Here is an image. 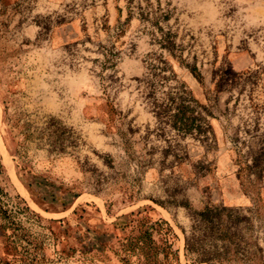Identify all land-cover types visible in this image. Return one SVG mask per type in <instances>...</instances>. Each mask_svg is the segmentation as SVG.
<instances>
[{"label":"rangeland","instance_id":"rangeland-1","mask_svg":"<svg viewBox=\"0 0 264 264\" xmlns=\"http://www.w3.org/2000/svg\"><path fill=\"white\" fill-rule=\"evenodd\" d=\"M153 65L176 76L155 80L157 95L182 84L205 107L208 149L158 124ZM49 120L61 130L48 136ZM54 138L63 149L49 152ZM252 142H264V0H0V187L40 216L19 214L27 261L0 237L3 261L137 264L126 238L163 218L179 250L165 264H197L182 230L205 205L257 208L264 246V175L250 188L235 161ZM168 145L187 154L171 170Z\"/></svg>","mask_w":264,"mask_h":264},{"label":"trees","instance_id":"trees-1","mask_svg":"<svg viewBox=\"0 0 264 264\" xmlns=\"http://www.w3.org/2000/svg\"><path fill=\"white\" fill-rule=\"evenodd\" d=\"M189 68L198 77L196 68L193 66ZM149 70L148 75L151 77L144 81L147 91L145 98L149 101L158 124L162 128L166 126L175 130L179 136H191L208 149L212 145V127L205 107L191 96L182 84L169 86L157 95L158 87L155 80H159L162 86L170 79L176 81V76L166 65L162 67L153 65ZM166 71L170 74H164ZM3 123L6 134L14 145L13 152L17 153L16 142L19 141L21 131L17 129L16 124L10 122L6 114L3 117ZM45 130L49 136L60 131L61 126L56 121L49 120ZM54 139V142L50 144L49 152L63 149L57 146L59 138ZM169 152H172L173 159L167 163L161 162L162 169L166 167L171 170L187 158L186 151L180 155L174 152L171 145L164 150V156ZM235 154L238 177L244 176L249 187H254L250 176H256L258 181L264 175V142H252L245 152L242 146H236ZM0 174H4L1 161ZM250 193L254 192L250 190ZM257 210L255 207L249 208L248 213L244 214L238 208L225 205H205L201 209H190L189 229L182 230L184 257L191 263L197 264H264V246L260 244L256 234V228L260 227L255 223L258 219ZM23 213H31L40 218L18 194L11 199L0 187V237L6 238L14 255L18 253L21 260L27 261L31 240L30 234L22 226L19 217V214ZM177 240L178 236L169 222L159 218L152 224L142 226L137 235L128 236L124 247L129 253L136 252L137 264H165L170 257L178 259L179 250L175 247ZM262 240L264 243V238ZM30 261L33 260L30 259ZM0 264L9 263L0 259Z\"/></svg>","mask_w":264,"mask_h":264}]
</instances>
